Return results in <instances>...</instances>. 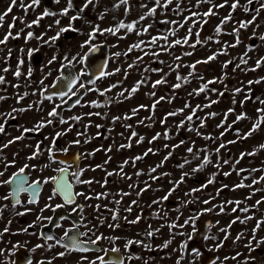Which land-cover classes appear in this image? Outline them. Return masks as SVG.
<instances>
[{"label": "rangeland", "instance_id": "374dc122", "mask_svg": "<svg viewBox=\"0 0 264 264\" xmlns=\"http://www.w3.org/2000/svg\"><path fill=\"white\" fill-rule=\"evenodd\" d=\"M84 2L85 0H73L75 10L70 11L65 16L60 15V13L67 6V0H59L58 3L56 0H40L38 6L27 8V11H25V7L31 4V0H17V5L13 7L12 12L0 23V40L9 31L12 32L13 37H16L9 38L6 44H0V75H3L6 81V83L0 84V96L6 97V99L0 100V113H9L13 108H27L30 104L33 105L28 111L13 113L15 119H8L7 124H5V132L0 134V146L7 144L14 137L20 136L24 127L32 128L41 119H49L48 112L63 101L60 97H53L51 101L45 99L46 95L45 93L41 94L42 86L39 82L43 79L44 84L49 86L57 79L61 73V64L67 63L63 59L64 56H68L69 59L76 57L73 65L79 74L83 73L80 79L87 89L98 88L103 90L112 84L121 82L107 93V98L118 99L121 102H114L109 107L95 108L90 105L91 101L103 102L106 98L99 96L96 91H87L82 102L74 108V111L64 114L63 118L65 120L69 118V123L60 124L58 117L50 118L53 123L40 131H43L45 136V145L41 146L39 138H28L24 134V139L3 148V151L0 152V171H4L3 157H6L7 161L15 160V164L7 169L0 180H7L13 171L18 170L24 164L35 165L34 171L36 173L39 172L37 171L38 168H50L55 175L57 172L54 170L59 169L61 165L50 161L47 149L52 147V138L56 132H62L65 133L60 137L65 140L63 149L71 148L75 145L73 141L81 140L79 146L83 157H85L83 162L85 171L91 174L92 179H95L94 182L98 183L95 188H99L100 193H109L107 198L95 199L93 202L96 210H98L97 205L101 208L100 216L97 215V217L99 216L100 223L103 221L101 227L108 243H110L109 237L111 236L109 225L113 221L112 214L118 209L117 237H119V245L125 244L131 238L140 239L142 235L145 236V233L154 227L164 226L165 224H161V222H179L177 228L180 227L182 231H186V227H190V222L201 221L207 222L208 226L213 227L214 245H219L221 248L220 246L224 242L223 251L231 254V260L235 255V262L238 259H244L248 254L259 253L264 255V243H259L264 241V224H261V227L253 233L257 222L264 221V203L253 207L257 200H264V181H260L258 184L252 183L253 179L259 180L261 176H264V149L259 148L261 144H264V124L252 136L247 139L241 138L244 133L251 129L252 123L257 118L256 109L264 107V104L259 102L264 100V80L258 84L253 83L251 86L247 83L249 80L255 81L264 77V65L255 71L248 70L255 68L257 60L264 59V40L259 39V37L264 36V10H261L258 15L253 11L260 8L259 0H254L251 5L248 4L247 0H239L240 7L235 11L228 6L233 0H228L225 7L215 8L214 11L217 14L209 17H203L202 13L207 11L210 5L202 3L199 8H196L197 0H185L184 3H180V0H173V3L167 7H157L156 13L151 16L148 15V10L155 6L154 0H128V4H121L118 10L112 9L114 4L119 3V0H98V3L94 0V5H90L82 13L81 19L70 22V17L77 14ZM213 2L218 5L224 3V0H213ZM165 3L166 0H161V5ZM21 4L25 7H21ZM178 4L179 13L175 11ZM10 5L11 0H0V14L5 13ZM141 5H147V7ZM246 7L252 10L245 12L244 8ZM105 9L108 11L105 12ZM45 10L49 13H56V15L43 16ZM192 11L201 13L200 17L194 18L195 20L206 19L207 23H196L193 26L192 20L185 22V18L190 16ZM101 13H104L103 19L99 18ZM229 13H231L232 19L223 26L220 34H216L215 27ZM142 15L146 17L144 20H140ZM254 15L256 16L255 21L246 29H240L239 39L241 42L237 46L231 47L236 41V35L228 33H232L234 28H238L241 21L252 20ZM41 16L43 18L39 20L38 25L33 24L31 28L27 27ZM14 18L15 27L9 29ZM56 20L60 21L59 25L56 24ZM120 21L125 24L136 21L135 30L127 32L125 29H121L115 35L109 32L97 33L92 41L94 45H105L109 50V63L106 72L114 74L100 78L95 85L85 84L82 78L87 70L84 60L82 61L81 58L88 54L90 48L88 46L82 48L81 45L89 39L88 34L92 32L93 26L98 25L100 29L113 28ZM70 23L71 29H76V31L70 29L61 33L54 42L51 41L52 37L57 36L60 28H69ZM181 24L183 27H180ZM190 27L193 35L189 39V43L172 47L171 45L175 40H182L186 36ZM145 28L147 31H144ZM29 31L33 33L31 39L27 38ZM197 31H199V39L202 44H197L193 48L191 45L197 39L195 35ZM173 32L175 35H172ZM165 36L167 41L162 39ZM210 36L213 37L212 40L207 39ZM153 37L158 38L155 44L151 43ZM141 42L143 43L140 48L128 51L132 45ZM225 44L229 45L227 54H219L214 60L197 64L195 74L190 77L191 82L189 84H185L179 89L171 87L178 82L176 79L177 72L181 76H188L191 69L187 65L196 61L207 60L209 56L219 53ZM249 46L254 47L252 50H248ZM165 48L168 50L165 51ZM30 49L36 50L31 57L27 55ZM9 50H11L10 57ZM186 52H191L192 55H184ZM115 53H120V55L116 56ZM152 53H159V55L154 56ZM54 55L57 59L49 65L48 61ZM138 57H143V59L137 62ZM175 57H181V59L176 60ZM241 57L248 60L247 65L241 64ZM21 59L23 64L19 65L18 62ZM229 60L232 63L228 64L226 68L222 67ZM134 62H136L135 66L129 67ZM176 64L183 66L173 71L172 69L175 68ZM18 66L22 73L19 78L14 75ZM4 68L9 70L4 72ZM29 68L32 69L31 77L27 75ZM116 69H120V71L117 72ZM145 69H162V72H150L145 71ZM49 72L51 75L48 74ZM164 74H167V83L158 85L153 89L152 83L161 79ZM144 77L148 78L146 84L142 85L130 99L117 96L118 93L124 89H130ZM199 77H203V80ZM215 78H221L222 82L210 84L209 89L214 88L217 92H223V96L217 95V92L211 90L199 95H190L202 83ZM14 85H20V87H14ZM236 88H241L242 91L236 93ZM153 91L156 95L150 98L147 94ZM25 92H28L29 95L18 102V96ZM249 93L252 98L246 100L245 96ZM162 96L165 99L157 104L154 110L141 109L131 119H122L113 123V117L131 115L132 109L141 104L151 105L155 99ZM212 100L217 101V103L212 104L211 108H203V105ZM37 101H43V103L37 104ZM186 104L191 107H185ZM197 105H200L202 110H197L191 125L185 124V127L178 128L177 125L180 121L189 115ZM230 108L234 109V112L228 114L225 121L224 114ZM177 109H184V112L174 117H167V113ZM94 112L107 113V117L102 118L95 115L88 117L86 115ZM211 112H215L217 115L207 118ZM242 112L247 113L249 119L234 123L236 116ZM73 116H83L84 118L76 122L70 119ZM149 117L150 119H146ZM165 117H167L166 120ZM196 117L206 118L204 119L205 127H200V120ZM141 120L144 122L140 123ZM222 121H225L224 127L218 128L217 125H220ZM0 123H4L3 118H0ZM126 124L132 125V128L126 129L124 127ZM85 125L92 126L87 128L86 135L78 137V132L85 131ZM95 125H102L103 127L98 129ZM229 125H231V129H228ZM189 127L198 129L200 135L197 134V131H189ZM69 128H71L70 131H68ZM237 129L239 135H237ZM132 130L144 137L143 142L137 143L136 138H133L130 148H121V144L129 143L128 137ZM166 131L168 138L163 135ZM98 132L100 135H97ZM221 132H224L222 137ZM157 133L161 134L160 138L152 140ZM209 135L217 137V139L213 141L203 138ZM85 140H89V142L84 143ZM182 140L185 141L184 144L174 147L180 144ZM228 141L236 142L228 143ZM221 143L226 144V147L220 149L219 154H216L215 149ZM37 144H40L41 155L36 159L29 160L28 157L36 150ZM188 147H194V151L207 148L212 163L200 171L193 172V169L200 163L198 160H193L191 164H186L181 169L179 165L185 159L192 160V154L186 151ZM109 148L111 151H107ZM149 148L153 151L144 156L143 160L135 161V164L131 162V158L143 156ZM56 149L55 145L53 150ZM91 152L95 154L86 155ZM169 152H171V156L167 161H164V157L168 156ZM249 152H255V155H245L243 159L240 158L241 153ZM199 155L202 158L205 152L201 151ZM125 160H128L129 163L125 165L123 175H121L119 165ZM225 160L229 163L225 164ZM237 160L239 163H236ZM105 161L108 163L105 164ZM161 161H164L163 166L157 168L156 172L151 173L150 176L149 169L156 167ZM217 164L220 165L219 168L216 167ZM97 165L104 167L103 169L97 168ZM241 169L245 171L241 172ZM253 169L259 171H251ZM141 170L143 174L137 176L136 172ZM107 172L116 174L107 176ZM184 173L187 175L184 176L183 182L176 187L174 182L179 181ZM224 173L230 174L225 176ZM214 174V182L209 184L208 181ZM152 176L159 177V179L153 180ZM127 177H131V179ZM105 180H107V184L104 183ZM145 182L149 186L147 191L137 196V192L146 187ZM241 182L245 185H251V187L236 188L235 185ZM130 185L133 187L130 188ZM205 185L207 186L205 187ZM173 187H176V190L172 192L168 200L160 201L158 204L153 203V201L160 200ZM193 189H199V191H192ZM121 192H130L131 194L121 197ZM5 194L6 187L0 186V197ZM134 200L137 202L135 205L132 204ZM205 200L209 203H203ZM2 201L0 200V205H3ZM114 201H120L119 205L115 204ZM228 201H241V203L236 205L235 203H227ZM221 205H223V211H221ZM129 206L132 207L131 213L125 211ZM245 207L250 209L247 213L240 210ZM234 208L236 211H233ZM205 209L212 210L204 211ZM137 217H140L139 222L160 224L150 223L141 226L138 223H130ZM247 217H252V219H246ZM241 220L246 222L241 223ZM185 221H189V223L186 224ZM229 225L231 226L229 227ZM5 228L4 224H1L0 233L2 235L0 236L5 239L2 249L5 251L6 257L15 244L14 232L17 230L7 227L8 231L4 232ZM220 229H227V231L222 232ZM240 234L243 235L237 240L236 237ZM226 235L227 239H225ZM253 235L256 237L255 240L252 239ZM250 242L255 249L254 251L246 247ZM258 243L259 247H257ZM156 245H160L159 242ZM257 258L259 264H264V256Z\"/></svg>", "mask_w": 264, "mask_h": 264}, {"label": "snow or ice", "instance_id": "6c2138e0", "mask_svg": "<svg viewBox=\"0 0 264 264\" xmlns=\"http://www.w3.org/2000/svg\"><path fill=\"white\" fill-rule=\"evenodd\" d=\"M56 2L58 3L59 0H56ZM96 2L98 3V0H96ZM185 0H180V3H184ZM248 4L251 5L254 3V0H247ZM154 3H155V6L150 8L148 10V15L151 16V15H154L156 13V10H157V7H167L168 5L172 4L173 3V0H166V3L161 5V0H154ZM202 3H208L210 5V7L207 9V11H204L202 13L203 17H209V16H214L216 15L217 13L214 11L215 8H223L225 7L226 4H228V0H224V3H221V4H215L213 2V0H197V3L195 5L196 8H199V6L202 4ZM259 3H260V8L259 9H255L253 11H255L256 15L259 14V12L261 10H264V0H259ZM40 4V0H31V4L27 5L26 7L21 4V7H25V11H27V8H34L35 6H38ZM123 4V5H127L128 4V0H119V3L117 4H114L113 5V9L112 10H118L120 8V5ZM17 5V0H11V5L8 7L7 11L3 14H0V23H2L6 16L12 12L13 10V7H15ZM90 5H94V0H85V2L83 3L82 7L79 8V11H77V14L74 15V16H71L70 17V22L71 21H76L78 19H81L82 18V13L89 8ZM142 7H147V5H141ZM233 11H235L238 7H240V4H239V0H233V2L228 5ZM72 10H75V6L73 4V0H67V6L62 9L60 15H68V13ZM127 10V9H126ZM190 11V9H188ZM250 10L252 9H249V8H244V11L245 12H249ZM108 9H105V12H107ZM175 11L177 13L180 12V8H179V4L177 5V8L175 9ZM48 15H56V13H49L47 10H45V12L43 13V16H48ZM43 16L41 17H38L37 20H34L32 22V24H29L27 25V27L31 28L33 24H36L38 25L39 24V20L43 18ZM201 16V13L198 12V11H192L191 12V15L186 17L185 18V22L189 21V20H192L193 21V26L196 24V23H200V24H204V23H207V20H195L194 18H197V17H200ZM100 19H103L104 18V13H101L100 16H99ZM146 17L145 16H141L140 17V20H144ZM232 19V15L231 13H229L228 16H225L219 25H217L214 29L215 33L216 34H220L222 32V29H223V26L228 23L230 20ZM256 19V16L254 15L252 20H248V21H241L239 23V27L238 28H234L232 33H228V34H235L236 35V41L234 44L231 45V47H235L237 46L241 41L239 39V32H240V29H246L250 24H252ZM136 21L132 22V23H128V24H125L123 21H120L115 27L113 28H107V29H100V27L98 25H95L93 26V30L92 32H90L88 34L89 36V39L86 40L84 42V44L81 45V47H85V46H88L90 48V51H95L97 49V45H94L92 43V41L95 39L97 33H103V32H109V33H112L113 35H115L116 33H118L121 29H125L127 32H132L135 30V26H136ZM56 24L59 25L60 24V21L59 20H56ZM15 27V18L13 20V23L9 25V29ZM180 27H183V25L181 24ZM258 27V25H257ZM71 29V23L69 25V28H60L59 31L57 32V36H54L51 38V41H55L56 39H58L59 35L63 32H66V31H69ZM73 31H76V29H71ZM144 31H147V29L145 28ZM139 34V33H138ZM19 35V33L17 34V36ZM172 35H175V32L172 33ZM193 35V32H192V28L190 27L188 29V33L186 34V36L181 40V39H177L175 40L173 43H172V47H174L175 45H179V44H188L189 43V39L192 37ZM197 39L195 41L194 44L191 45V47H195L197 44H202V42L200 41L199 39V31H197L195 33ZM9 38H16V37H13L12 36V32L9 31L2 40H0V44H6L7 41L9 40ZM27 38L28 39H31L33 38V33L31 31H29L27 33ZM158 38L156 37H153L151 43L152 44H155L156 41H157ZM162 39H164L165 41H167V37H162ZM208 40H212L213 37H208L207 38ZM259 39L261 40H264V36H261L259 37ZM217 43H219V41H216ZM143 42H141L140 44H134L132 45L128 51H132L133 49L135 48H140L141 44ZM229 47V45L225 44L224 47L220 50L219 53H216V54H213L212 56H209L207 60L205 61H196L195 63L191 64V65H187V67H189L191 69V71L188 73V76H181L179 75V73L177 72V76H176V79H177V83L173 84L171 87L173 89H179L181 87H183L185 84H189L191 81H190V77L194 76L195 74V69H196V65L199 64V63H207L208 61L210 60H214L216 58V55H219V54H227V48ZM254 46H249V49L248 50H252ZM165 51H167L168 49L165 48L164 49ZM23 51V50H22ZM36 51L34 49H30L28 50L27 52V55L29 57L32 56L33 52ZM127 54V53H125ZM147 55V53H145ZM116 56H119L120 53H115ZM152 55L154 56H158L159 53H152ZM184 55H192L191 52H186L184 53ZM11 56V50H9V57ZM57 59V57L54 55L49 61H48V64H52L55 60ZM65 61H67V64H61V68H65L69 65H72L73 64V61L76 60V57H72L71 59L68 58V56H64L63 58ZM87 59V54H85L84 57L81 58V60H85ZM143 57H138L137 58V62L142 60ZM176 60H180L181 57H175ZM241 64H244V65H247L248 63V60L247 59H244V57H241ZM135 63L134 62L133 64H130L129 67H134L135 66ZM160 63H163V61H160ZM232 61L229 60L227 61L222 67L226 68L228 66V64H231ZM19 65H22L23 64V60H19L18 62ZM262 65H264V59H260V60H257L256 62V65H255V68H251V69H248L249 71H255L256 69L260 68ZM183 65L181 64H176L175 65V68L172 69L173 71H176L178 70L180 67H182ZM237 67H239V65H237ZM9 69L8 68H4L3 71L4 72H7ZM115 71H120V69H116ZM145 71H150V72H162V69H145ZM49 75H51V72L48 73ZM114 73H107V72H104V71H101L100 74H99V77H97V79L99 78H103L107 75H112ZM14 75L19 78L22 73L21 71L19 70V66L17 67L16 71L14 72ZM28 77H31L32 75V69L29 68L28 69V73H27ZM63 76V73L61 74ZM83 75V73L79 74V75H71V76H66V77H63V79L66 81V87L68 88V92H59V93H53L52 95H46L45 96V99H48V100H52L53 98V95H56V96H59L60 98H64L66 96L69 95V93H71V95L75 96L77 95L76 92L72 91L73 87L76 85V83L80 80V76ZM166 76L167 74H164V76L159 79V80H156L152 83V88L155 89L158 85H161V84H165L167 83V80H166ZM126 78V77H125ZM61 77H57V80H60ZM147 77H144L142 78L141 80L137 81L130 89H124L123 91H121L120 93L117 94L118 97H123L124 99H130L139 89L142 85H145L146 82H147ZM199 79L203 80V77H199ZM262 80H264V77H261L255 81H252V80H249L247 83L249 86H251L253 83H260ZM217 82H222V79L221 78H215L213 80H210V81H206L204 83L201 84V86L198 88V89H194L193 90V93H190V95L192 94H195V95H199L200 93H207L209 90H211L212 92H217L216 89H209V85L210 84H213V83H217ZM6 83L5 81V77L3 75H0V84H4ZM40 85L42 86V92L41 94L43 95L44 93H47L48 91V86L44 84V80L42 79L40 82ZM90 84L92 85H95L96 83V80H91L89 81ZM121 83V82H117V84H112L110 85L108 88L106 89H98V88H95V89H87V91H96L98 92L99 96H102V97H105L106 99L101 102L99 100H93L90 102V105L92 107H95V108H101V107H109L112 103L114 102H121L119 101L118 99H112V98H107V93L110 92L113 88H116L118 86V84ZM14 87H20V85H14ZM80 87L81 88H84L85 85L83 83L80 84ZM242 89L241 88H236L235 89V92L236 93H239L241 92ZM125 93H127V95H125ZM33 95H35V93H32ZM29 93L28 92H25L23 95H19L18 96V102L23 100L26 96H28ZM150 98H153L155 97L156 93L155 91L151 92V93H148L147 94ZM217 95H220V96H223L224 93L223 92H217ZM251 95L250 93L247 94L245 96V99L248 100V99H251ZM6 99V97L4 96H0V100H4ZM165 99V97H159V99H155L153 101V103L151 105H144V104H141L139 105L137 108H134L131 110V115L129 114H125L123 117L121 116H115L112 118L113 120V123L117 122V121H120L122 119L124 120H128V119H131L133 116H136L138 114V112L141 110V109H149V110H154L156 108V105L159 104L161 101H163ZM259 100V98H257ZM170 102V101H169ZM261 104H264V100H260L259 101ZM37 104H42L43 101H37L36 102ZM80 103V100L78 99L76 101V104H79ZM217 103V101L215 100H212L210 103L208 104H205L203 105V108H211L212 104H215ZM235 103V101H234ZM33 107V105H29L27 108H13L11 110V112L9 113H0V118H3L4 119V123H0V134H3L5 132V124H7L8 122V119H15V117L13 116V113H16V112H25V111H28L30 110L31 108ZM59 105L57 106H54L52 108L51 111L48 112V117L49 119H41L40 121L36 122L32 128H27V127H24L23 128V131H22V134L20 136H16L14 137L12 140H9L7 144H4L3 146H0V152L3 151V148H7L9 144H12V143H15L16 141H19V140H22L25 138V135L26 133H29V132H40L41 130H43L44 128H46L48 125H51L53 123V120L50 119L52 117H58L59 118V123L60 124H67L68 121L65 120L61 114L57 111ZM185 107H191L189 104H186ZM197 110H202L201 106L200 105H197L195 109H193L191 111V113L189 115H187L184 119H182L180 121V123L177 125L178 128H183L185 127V124H188V125H191V123L193 122V118L196 116V112ZM184 112V109H177L175 111H171L169 113H167V117H174V116H177V115H180ZM234 112V109L230 108L228 110V112H226L224 115H225V121L227 120V116L228 114ZM256 112L258 114L257 118L255 119V121L252 123V127L251 129L244 133L243 136L241 138L243 139H247L248 137L252 136L253 133L257 132L261 125L264 124V107L262 108H257L256 109ZM88 117H91L93 115L95 116H101L102 118H106L107 117V113H101V112H94V113H87L86 114ZM217 115V113L215 112H211L208 114V117L207 118H211V117H215ZM167 117H165V120L167 119ZM84 117L83 116H73L71 117L70 119L71 120H74L76 122H79L83 119ZM197 119L200 120V127H205V124H204V119L206 118H201V117H196ZM146 119H150L149 118H146ZM244 119H249V117L247 116V113H240L239 115L236 116V121H234V123H237L239 122L240 120H244ZM225 121H222L220 125H217L218 128L220 127H224V124H225ZM144 121L141 120L140 123H143ZM162 123H164V121H162ZM92 125H85V131L84 132H78L77 135L78 137L79 136H83V135H86V131H87V128L90 127ZM96 128H101L103 127L102 125H95ZM124 127L126 129H131L132 128V125L130 124H126L124 125ZM228 129H231V125L228 126ZM71 128L68 129V131H70ZM189 131H197V134L200 135L198 129H193L191 127L188 128ZM237 132V135H239V130L237 129L236 130ZM65 133H62V132H56L55 136L52 138V147H49L47 149V151L49 152V159L50 161L52 162H55V159H54V156L52 155V152H53V148L55 146V142L58 138H60L62 135H64ZM97 135H100V133L98 132ZM164 137L165 138H168V132L166 131L164 134ZM221 137L224 135V132H221ZM161 136L160 133H157L156 136H154L152 138V140H156V139H159ZM133 138H136L137 140V143H142L143 140H144V137L142 136H139L138 133L135 131V130H132L131 131V134L130 136L128 137V140H129V143L128 144H121L120 147L121 148H130L132 145H131V141ZM205 140H213L215 141L217 139V137H213L211 135L209 136H204L203 137ZM91 139V138H89ZM89 140H85L84 143H88ZM236 141H228V143H235ZM74 144H80L81 143V140L80 139H77L75 141H73ZM149 143H151V141H149ZM185 141H180V144L178 145H175L174 147H179L181 144H184ZM165 147H167V145H165ZM226 147V144L224 143H221L219 145V147H217L215 149V153L216 154H219L220 152V149L222 148H225ZM260 149H264V144H261L259 146ZM66 151V149H65ZM98 151V150H97ZM107 151H111V149L109 148ZM153 150L151 148H149L144 154L143 156H136L134 158H131V162L133 164H135V161H139V160H143L144 159V156H147L149 153H151ZM189 154H192V160H188V159H185L184 162L182 164L179 165V167L181 169L184 168V166L186 164H191L193 162V160H198L200 161V163L197 165L196 168L193 169V172H197V171H200L202 169H204L207 165L211 164L212 163V160L210 158V153L208 152V149L205 148V149H198V150H195L194 151V147H188L187 150H186ZM205 152V155L201 158V156L199 155V152ZM95 153L94 152H91V153H87L86 155L87 156H92L94 155ZM39 155H41V149H40V144H37L36 145V150L33 152V154L31 156L28 157L29 160H33V159H36ZM245 155H255V152H249V153H241V156L240 158L243 159V157ZM171 156V152H169L168 156H165L164 157V161H167L169 159V157ZM4 163H3V167H4V171H0V177H3L5 175V172L7 171V169L9 167H11L12 165L15 164V160L13 161H7V158L6 157H3L2 158ZM109 159H111L109 157ZM164 161H161L160 164H157L156 167H153V168H150L149 169V175L151 176V173H155L157 168H160L163 166V163ZM60 163H64L63 161H61ZM108 163V161H105V164ZM129 163L128 160H125L121 165H119V169H120V174L123 175V169L125 167V165H127ZM225 164H228L229 161L225 160L224 161ZM236 163H239V160L236 161ZM219 164L216 165L217 168H219ZM45 167H47V165H45ZM97 168H101L103 169V165H97L96 166ZM28 169H33L35 170L36 169V166L35 165H29V164H24L22 167L18 168V170L14 173L11 174V176L7 179V180H0V186H4V185H8L10 186V191L7 195L3 196V197H0V200H11L12 201V210L14 211L16 206L17 205H23L24 202L21 201L20 199V194L23 193V192H26V193H29V199L27 200V204L29 205H35V204H38L39 202V195H40V192H41V189H42V184H46V183H49V182H52L55 186L53 188V191H52V195L49 197V200L53 199L54 197H56L57 195L61 196L63 198V200L65 201L66 204H75L76 203V198L78 196H85V199H92L93 197H90V196H86L84 193L82 192H75L74 191V187H73V183L70 182L67 177L69 175H71L73 178H74V181L76 184H92L93 183V180H81L80 177L81 175L83 174V172L86 170V169H78L77 171H74V172H69V167H61L59 169H55L54 171H56L57 173H59V175L57 176H51V177H47L45 178L43 181H41L40 179H36V180H31L30 181V178H29V175L26 174V170ZM43 169H41L42 171ZM93 171L95 169H92ZM241 172L242 171H245L244 169H241L240 170ZM251 171H259L258 169H253ZM116 173H113V172H107L106 175L107 176H112ZM143 172L142 170L141 171H138L136 172V175L139 176V175H142ZM230 173H224L225 176L229 175ZM239 174V173H238ZM166 175V174H165ZM187 175V173H184L180 180L177 181V182H174L175 183V186L178 187L179 186V183H182L183 182V179H184V176ZM128 179H131V177H127ZM153 180H156V179H159V177H155V176H152L151 177ZM214 179H215V174L213 175L212 178L209 179L208 183H213L214 182ZM260 181H264V176H261L259 178V180L257 179H253L252 183L253 184H258L260 183ZM105 184H107V180H105L104 182ZM146 184V187L144 189H140V191L137 192V196L141 195L144 191H147V187H149L147 185V182H145ZM103 186V185H102ZM207 185H205L206 187ZM130 188H132L133 186L130 185L129 186ZM176 187H173L172 189H170L168 191V193L166 195H164L163 197L160 198V200L158 201H153V203H160V201H166L168 200L169 196L172 194V192H174L176 190ZM226 187V186H225ZM236 188H243V187H251V185H245L243 184L242 182L240 184H237L235 185ZM192 191H199V189H193ZM131 193L130 192H121L120 195L121 197L123 196H127V195H130ZM109 195V193H98L96 196H95V199H101V198H107V196ZM186 195H188V193H186ZM250 198V197H249ZM115 204L119 205L120 201H114ZM137 202L134 200L132 201V204L135 205ZM203 203L205 204H208L209 201L205 200ZM227 203H235L236 205H239L241 203V201H228ZM261 203H264V200H257L256 201V204L253 205V207H257L259 206ZM64 205H61V204H57L55 207L56 208H61L63 207ZM8 206L7 205H2L0 206V214L3 213L4 209L7 208ZM52 206L50 204H46L44 209H41V212H43L45 209H49L51 208ZM77 207H80L82 208L83 206L82 205H77ZM221 207V211H223V205L220 206ZM97 209H99V205H97ZM212 209H205L204 211H211ZM241 211L247 213L250 209L248 207H245L243 209H240ZM27 211H30V209H27L25 210V212H17L16 214L17 215H20V216H23L26 214ZM126 212H129L131 213L132 211V207L129 206L127 209H125ZM233 211H236V209L234 208ZM200 214H203V213H200ZM119 218V210L117 209L115 212H113L112 214V220L113 221H117ZM38 220H41V219H48V220H51V217H47V218H44L42 216H38L37 217ZM126 219V218H125ZM139 219L140 217H137L136 220L134 221H130V223H138L139 222ZM246 219H252V217H247ZM246 221L245 220H241V223H245ZM11 223V221H9V224ZM103 223V221H101V224ZM186 224L189 223V221H185ZM232 223H235V221H232ZM261 224H264V221H258L257 222V225H256V228L253 229V233H255L260 227H261ZM231 225H229L230 227ZM30 227H34V224L33 225H29L28 228ZM77 226L76 225H73V228H76ZM110 228H116V227H119V224L116 223V224H110L109 225ZM168 227L171 229V228H175L177 227V225L175 223L173 224H170L168 225ZM28 228H24L22 229L21 231L24 232V233H27L28 232ZM8 231V228L6 227L4 229V232H7ZM69 231H72L71 229H69L68 231H65L64 233V236L67 237L68 239V243H65L63 244V247L65 248V252H61L59 253L58 255L60 256H64L67 252H72V251H78V252H81V253H84V252H88V251H91V250H94V251H103V255H98L94 260L90 261L89 264H97V261L99 262V264H125V259L123 257H120L119 259H109V260H106L105 257L108 255V252L111 251V252H114V253H119L120 252V249L118 247H113L112 249L108 250V249H99V248H96V249H90L89 247L86 246L87 243H91L92 245H96L100 240L104 239L105 237L103 236V234H101L100 236H97L95 239H91L89 241H84L82 239H79V237H82V236H87L88 233L87 232H84V233H78V235H74V236H69ZM156 231H159V229H157ZM220 231L222 232H226L227 229H220ZM0 235H2V233H0ZM43 235V234H41ZM146 237L148 238H151L153 235H155V232L154 231H148L145 233ZM243 234H240L236 237L237 240H239L241 238ZM214 238V237H213ZM46 240H53L54 237L53 236H46L45 237ZM109 239H113L111 237H109ZM115 239H119V237H116ZM225 239H227V235L225 236ZM253 240L256 239L255 235H253L252 237ZM56 243L59 244L61 243V241L59 239L56 240ZM171 241H167L165 242V244L163 245V247H167L168 244H170ZM259 243H264V241H260ZM259 243L257 244V247H259ZM133 244H140V245H143L144 247L146 248H150V245H145L144 242L141 240V241H138V240H128L126 243H125V250H130L131 246ZM222 246V244H221ZM37 248H40V247H44V245H36ZM48 247H52V245H48ZM246 247H248L251 251H254L255 249L252 247V244L251 242L246 245ZM197 254H199L197 252ZM237 255H240L239 253H237ZM139 257H134V256H129L128 259L131 260V259H138ZM182 259V258H181ZM232 259H235V257H232ZM81 260L84 261V260H87V257L86 256H82L81 257ZM28 264H31V262L29 261ZM40 264H44L43 261L40 262ZM48 264H51V262L49 261ZM177 264H180V261L178 260L177 261ZM245 264H247V260L245 261ZM252 264H255V261L253 260L252 261Z\"/></svg>", "mask_w": 264, "mask_h": 264}, {"label": "flooded vegetation", "instance_id": "af4514ba", "mask_svg": "<svg viewBox=\"0 0 264 264\" xmlns=\"http://www.w3.org/2000/svg\"><path fill=\"white\" fill-rule=\"evenodd\" d=\"M67 36V35H66ZM107 50V63L104 69L106 72L108 63H109V50L105 45H101ZM98 46L95 51H89L87 54V59L84 60V65L86 67L87 73L82 78V81L85 84L90 85L89 81H91V72L89 67L87 66L88 56L91 52L96 54V57L99 59L94 60L99 66V62L102 60L103 51L100 50ZM96 59V58H95ZM67 64V63H66ZM73 68L76 75H79V72L76 70L75 66L69 65ZM66 68V67H65ZM61 68V73L58 77H62V73L64 74V69ZM100 79V78H99ZM96 78L92 80H99ZM58 80L56 79L48 88L52 87ZM81 79L76 83L73 87L72 91L76 92L77 95L73 96L69 93L68 96L62 98L63 101L58 103L59 105L57 111L63 117L65 113L74 111V108L78 106L84 96L87 94V87H80ZM45 95H52L47 94ZM53 97H59L53 95ZM80 100L79 104H76L77 100ZM71 102L74 104L71 107L67 105ZM69 123V118H67ZM28 138H39L40 144L43 146L46 143L45 136L42 132H29L26 133ZM64 141L61 138H58L55 142L56 150H53L52 155L54 156L55 162L59 163L61 167H69V172L77 171L78 169H84V161L85 157L81 153V147L79 144H75L73 147L63 149ZM63 161L64 163H60ZM60 167V168H61ZM41 169H43L41 171ZM50 168H38L36 173L34 170L28 169L26 170V174L29 175L30 181L40 179L43 181L47 177L57 176L59 173L53 174V171H49ZM17 170L13 171L16 172ZM67 179L73 183L75 192H82L86 196L93 197L92 199H85V196H78L76 198L75 204H66L63 198L59 195L49 200V197L52 195V191L54 188V184L52 182L42 184V189L39 195V202L35 205L27 204V200L29 199V193L23 192L20 194L21 201L24 204L17 205L15 210H12V201L11 200H3V205H7L8 207L4 209L3 213L0 214V226L4 224L5 227L16 229L15 233V241L12 250L10 251L8 257H5V251L2 249L3 244L5 242L4 237L0 236V264H28L30 261L31 264H40L41 261L44 264H48L50 261L51 264H89L90 261L94 260L98 255H103V251H88V252H78L72 251L67 252L64 256L58 255L61 252H65V248L63 244L68 243L67 237L64 236L65 231L71 229L69 231V236L78 235V233L87 232V236L79 237L84 241H89L91 239H95L97 236L104 234L102 231L101 223L98 219L100 216V207L96 210L95 205L93 204L95 200V196L99 192V188H95V185L98 184L94 182L95 179H92L91 174L86 171L83 172L80 179L81 180H93L92 184H76L74 178L69 175ZM6 187L7 195L10 191V186L4 185ZM100 193V192H99ZM4 195V196H5ZM46 204H50L52 207L49 209H45L41 212V209H44ZM57 204L64 205L61 208H56ZM77 205H82L83 207H77ZM2 206V205H0ZM25 215L20 216L17 215V212H25ZM97 215H99L97 217ZM42 216L44 218L51 217V220L41 219L38 220L37 217ZM9 221L11 223L9 224ZM118 221H111V224H116ZM127 223V222H126ZM160 224L156 222H138L139 225L144 224ZM165 224L164 226L154 227L152 230L155 235L151 238L145 236H141L138 241H143L145 245H150V248H146L140 244H133L130 250H125V244L119 245L117 237V229L110 228L111 230V238L110 243L107 242L106 238L100 240L96 245H92L91 243H87L86 246L90 249H112L113 247H118L120 249L119 253H114L109 251L108 255L105 257L106 260L109 259H119L123 257L125 259V264H177V261H180V264H245L247 260V264H252V261H255V264H259L257 257L264 256L263 254L253 253L248 254L244 259H238L235 262V259L231 260V254L229 252L223 251V246L214 245L213 238V227L208 226L207 222H190V227H186V231H182L181 228H169L168 225L175 223L176 225L179 222H161V224ZM34 227L28 228L29 225H33ZM73 225H76V228H73ZM193 225V226H191ZM24 228H28V232L24 233L21 230ZM159 229V231H156ZM184 233V234H181ZM43 234V235H41ZM169 234V236H167ZM46 236H53V240H46ZM104 236V235H103ZM12 238V236L10 235ZM59 239L61 243L57 244L56 240ZM129 240H137L131 238ZM171 241L170 244L165 248L163 245L167 241ZM159 242L160 245H156ZM44 245V247L37 248L36 245ZM48 245H52V247H48ZM222 245H225L222 242ZM204 248V250H203ZM206 248V249H205ZM197 252L199 254H197ZM120 254V255H119ZM86 256L87 260L82 261L81 257ZM129 256L139 257L138 259L129 260ZM236 256V255H235ZM234 256V257H235ZM182 258V259H181ZM234 261V262H231ZM97 264L99 262L97 261Z\"/></svg>", "mask_w": 264, "mask_h": 264}, {"label": "water", "instance_id": "95a60500", "mask_svg": "<svg viewBox=\"0 0 264 264\" xmlns=\"http://www.w3.org/2000/svg\"><path fill=\"white\" fill-rule=\"evenodd\" d=\"M99 48L100 50L103 51L102 60L98 64L99 66H97V63L94 61V60L99 59L98 57H96V54L91 52L88 56L87 66L89 67L91 75H92L90 78L91 80L96 77H99L100 72L104 71L106 63H107V50L102 46ZM71 75H76V73L71 66H67L64 69V74L61 77V79L58 80L52 87L48 88L47 94L67 92L68 88L66 87V81L63 79V77L71 76ZM73 104L74 102H71L67 106L71 107Z\"/></svg>", "mask_w": 264, "mask_h": 264}, {"label": "bare ground", "instance_id": "6f19581e", "mask_svg": "<svg viewBox=\"0 0 264 264\" xmlns=\"http://www.w3.org/2000/svg\"><path fill=\"white\" fill-rule=\"evenodd\" d=\"M68 92V91H67ZM206 249V248H205ZM203 250H204V248H203ZM120 255V254H119Z\"/></svg>", "mask_w": 264, "mask_h": 264}]
</instances>
